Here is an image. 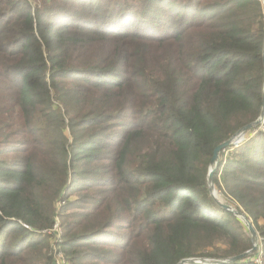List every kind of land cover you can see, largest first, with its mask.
<instances>
[{
    "label": "trees",
    "instance_id": "16d2710c",
    "mask_svg": "<svg viewBox=\"0 0 264 264\" xmlns=\"http://www.w3.org/2000/svg\"><path fill=\"white\" fill-rule=\"evenodd\" d=\"M263 47L261 0H0V264L249 251L207 180L214 148L260 114ZM247 133L213 185L264 264V122Z\"/></svg>",
    "mask_w": 264,
    "mask_h": 264
},
{
    "label": "water",
    "instance_id": "95a60500",
    "mask_svg": "<svg viewBox=\"0 0 264 264\" xmlns=\"http://www.w3.org/2000/svg\"><path fill=\"white\" fill-rule=\"evenodd\" d=\"M263 93H262V103H261V111L258 116V118L242 127L239 129L230 139L227 141L223 142L222 144L218 145L217 147L214 148L212 158L209 163V168H208V187H209V193L211 197L215 200V202L223 207L224 209L230 211L233 215H235L246 227L247 231L250 234L251 237V242H252V248L249 251H246L243 254H240L235 257L227 258V259H220V260H215V259H185L180 261L178 264H232L237 261H240L246 257L250 253H253L256 250V239H257V233L255 229L252 227L251 222L246 218V216L239 211L233 210L230 207L223 205L220 203V201L216 198L215 196V190H214V185H213V173L217 167L218 163V158H219V153L223 151L224 149L228 148L230 145H233L237 140L243 138L244 134H246L248 131L255 129L259 125H261L264 122V47H263Z\"/></svg>",
    "mask_w": 264,
    "mask_h": 264
},
{
    "label": "rangeland",
    "instance_id": "374dc122",
    "mask_svg": "<svg viewBox=\"0 0 264 264\" xmlns=\"http://www.w3.org/2000/svg\"><path fill=\"white\" fill-rule=\"evenodd\" d=\"M33 4H35L38 0H30ZM261 4L263 6V11H264V0H261ZM262 55H263V52H262ZM253 130V129H252ZM255 133L256 131L252 132V135L251 137H253V135L255 136ZM248 135V133L244 134L243 136V141H239L238 144L236 146L232 145V146H229L228 148L224 149L223 151H221L219 153V158H218V163L220 162L221 163V168L219 169V173H218V178H220V174H221V171H222V167L225 163V160L227 159L228 157V154L231 153L232 151H234L235 148L241 146V144L243 142H245V138L246 136ZM218 163H217V166H218ZM217 169V167H216ZM214 190H215V196L216 198L220 201L221 204L223 205H226L228 207H230L231 209L233 210H236L237 211V207L235 205L234 202H232V200L229 199V197H225V195L219 191L216 190V188L214 187ZM70 201H74L76 200L78 197H80L82 195V191H74V192H70ZM50 199V196L49 195H46V202H48ZM214 200V199H213ZM215 201V200H214ZM57 207L60 206L59 203L56 204ZM244 214V213H243ZM245 215V214H244ZM246 216V215H245ZM237 218V217H236ZM246 218L248 219V217L246 216ZM238 219V218H237ZM239 220V219H238ZM250 221V219H248ZM240 221V220H239ZM251 222V221H250ZM252 224V223H251ZM240 225L244 226V224L240 221ZM60 220L59 219H56V226L53 230H47V231H44L43 233L49 235L50 239L53 240L54 239V235L55 233L56 234V241L60 239V236L62 234L61 232V228H60ZM245 227V226H244ZM253 227V225H252ZM246 228V227H245ZM254 228V227H253ZM256 231V230H255ZM54 241V243L56 242ZM256 250L253 252V253H250L248 256H253V259H254V263H257V264H262L261 262V255H262V248H261V245H260V237L257 233V239H256ZM257 252V253H256ZM256 253V254H255ZM254 255H257L256 257H254ZM52 260L56 262V264H68L65 259L62 257V255L60 253H57V250L55 249L54 250V253L52 255ZM220 260V259H219ZM259 261V263L257 262Z\"/></svg>",
    "mask_w": 264,
    "mask_h": 264
},
{
    "label": "built area",
    "instance_id": "2783aa9c",
    "mask_svg": "<svg viewBox=\"0 0 264 264\" xmlns=\"http://www.w3.org/2000/svg\"><path fill=\"white\" fill-rule=\"evenodd\" d=\"M241 140L243 141V138H241V139L237 140V141H236V142H235L233 145H234V146H236V145L238 144V142H239V141H241ZM230 146H232V145H230ZM257 262L259 263V261H257ZM54 264H56V262H55V261H54ZM256 264H257V263H256Z\"/></svg>",
    "mask_w": 264,
    "mask_h": 264
}]
</instances>
